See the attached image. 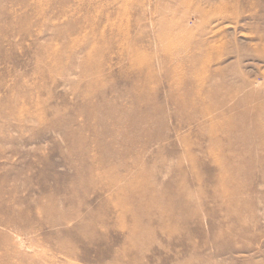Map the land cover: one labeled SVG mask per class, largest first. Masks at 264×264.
Instances as JSON below:
<instances>
[{
	"label": "rangeland",
	"instance_id": "rangeland-1",
	"mask_svg": "<svg viewBox=\"0 0 264 264\" xmlns=\"http://www.w3.org/2000/svg\"><path fill=\"white\" fill-rule=\"evenodd\" d=\"M0 222V264H264V0H0Z\"/></svg>",
	"mask_w": 264,
	"mask_h": 264
},
{
	"label": "bare ground",
	"instance_id": "bare-ground-1",
	"mask_svg": "<svg viewBox=\"0 0 264 264\" xmlns=\"http://www.w3.org/2000/svg\"><path fill=\"white\" fill-rule=\"evenodd\" d=\"M263 35V34H262ZM256 49V48H255ZM200 83H195V86H198ZM76 132H74L73 134H75ZM171 214V213H170ZM0 224H3V222H0ZM6 225H8V224H6ZM9 226V225H8Z\"/></svg>",
	"mask_w": 264,
	"mask_h": 264
}]
</instances>
